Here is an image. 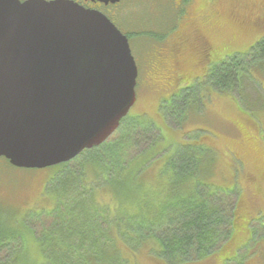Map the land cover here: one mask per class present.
<instances>
[{"label": "rangeland", "instance_id": "rangeland-1", "mask_svg": "<svg viewBox=\"0 0 264 264\" xmlns=\"http://www.w3.org/2000/svg\"><path fill=\"white\" fill-rule=\"evenodd\" d=\"M198 7L199 11L203 9L201 5ZM138 13L139 15L143 13L141 19L148 18L143 9ZM172 13L171 16L168 15V20H174L175 13ZM215 13L214 18L207 22L209 26L217 24L218 35L211 36L213 42L221 44L230 36H236L234 34L236 32H241L245 36L244 46L239 48L231 59L222 57L218 64L211 65L212 70L208 74L201 69L184 74L182 79H187L184 86L171 91L163 90L167 75L162 73L147 75L140 71L139 79L142 84L138 87L139 98L127 117L147 121L153 126L154 132L146 133L149 136H146L144 141L137 133H133V139H130V155L120 156L126 162L132 158L128 166L133 164L135 167L140 162L141 177L138 183L149 188V191H146L148 195L141 194L144 199L140 205L119 209L110 193L109 185L101 176L97 177L96 181L89 182L92 176L89 167L87 168L88 164L86 170L83 168V157L73 160L70 163L73 168L68 172L75 171L74 174L78 175V178L80 176L87 178L88 184L78 183L80 195L76 197L68 190L66 193L68 204L57 201L62 186L59 181L62 173L58 167L42 170L20 169L0 158V217L5 220L12 232L21 227L20 224L28 214L24 221L26 227L21 228L24 242L22 237H18L11 244H5L0 250V264H44L45 257L37 241L40 239L53 244L47 250L50 249V253L53 252L55 257L56 255L59 257L60 264H65L66 260L61 255L73 250L79 239L75 237L71 242H67L72 244V249L69 245L64 246L56 241L60 230L57 227L63 224L67 227L70 222L76 224L81 222L82 230L87 232L85 239L97 242L100 246L113 247L102 235L106 233L110 235L113 231L111 222L116 219L119 225L128 230H132V225L144 224L146 231H152L147 225L156 220L162 211L158 213L153 206L150 205L149 208L144 206L162 203L164 207L167 204H171L172 207V204H175L178 193L186 189L183 184L189 186V181L185 180L182 183V179H178L181 173L188 171L184 167L181 155L187 151L194 157L198 149L205 150L202 152L205 158L211 157L209 163L211 172L206 173L207 178H203L207 184L203 186L206 188L205 191L211 192V189H214L221 195L225 192L231 194L236 204L235 221L232 236L220 252L208 259L186 264H264V56H256V52L260 51L262 46L261 49L258 46L259 50L254 48L250 54L244 55L245 51L250 50L246 49L248 45H255L264 36V0H220ZM200 16L196 22L198 25L202 23ZM191 33L189 29L187 33L189 46L195 42ZM135 45L138 51L137 44ZM135 53L134 57L139 62L140 58ZM138 55L140 57L139 52ZM226 63L229 65L225 71L232 72L233 76L236 73L239 82L234 80L231 88L220 89L214 84V72H220L219 68ZM184 67L187 68L185 65ZM223 79L227 78L221 80ZM207 81L208 83H205ZM189 87L193 89L190 91H195L191 101V96H188L190 91L186 90ZM182 98L184 105L181 103L180 107L174 104L175 100ZM119 130L120 128L107 141L113 139L114 135L117 137ZM151 145L154 149L146 160L152 149L149 148ZM127 149L124 148L125 153ZM201 164L200 168H204L205 162ZM203 170L206 171V168ZM197 175L198 171H195L191 177L196 178ZM203 179L201 183H204ZM192 186L195 184L192 183ZM118 188L117 191L121 189ZM200 188L198 186V190ZM199 195L202 196L201 192ZM70 197H73V200H70ZM147 199V204L143 203ZM78 200L86 203L88 215L83 218L77 210ZM172 210L174 209L167 208L169 212ZM113 213H116L117 217L111 219ZM48 214H51L50 217ZM249 223L252 230L248 228ZM116 236L119 237L117 234ZM127 243L131 246L129 242ZM85 245L88 246L89 242ZM132 245L134 247L131 246V250L136 255V259L131 260L132 264H166L156 257L155 250H160L156 242L150 247L145 244L140 247L138 243ZM77 252L81 255L87 254L82 247H78ZM73 257L74 260L78 259L76 256L70 258Z\"/></svg>", "mask_w": 264, "mask_h": 264}, {"label": "water", "instance_id": "water-1", "mask_svg": "<svg viewBox=\"0 0 264 264\" xmlns=\"http://www.w3.org/2000/svg\"><path fill=\"white\" fill-rule=\"evenodd\" d=\"M128 40L71 0H0V157L20 169L102 145L136 103Z\"/></svg>", "mask_w": 264, "mask_h": 264}, {"label": "trees", "instance_id": "trees-1", "mask_svg": "<svg viewBox=\"0 0 264 264\" xmlns=\"http://www.w3.org/2000/svg\"><path fill=\"white\" fill-rule=\"evenodd\" d=\"M225 43L226 42H222L221 44L225 45ZM258 46L260 49L262 46V49L256 52V56L258 55L259 57H263L264 36L263 40L257 44L256 48H258ZM226 47H228V49L224 51V55L220 56L221 58L229 56L230 53H233L232 50L235 48L231 45L229 46V44ZM259 48L257 50H259ZM246 49H250V45H248ZM228 65L229 64L226 63L223 65V67L219 68L221 70L220 72H214V84L220 89L231 88L234 84V80L235 82H239V77L236 73L233 76L232 72L225 71ZM225 77L227 79L221 80ZM207 78H209V75ZM186 81L187 79L183 81V83L181 81V84H185ZM228 82H230V84H228ZM205 83H208V81ZM178 89H180V87H178ZM187 90L190 91V89ZM188 94V96H191V101L192 95L195 94V91H190ZM188 96L185 97V100H187ZM181 103L184 105V98H182V100H175L174 102V104L180 107ZM178 110L182 112L181 109ZM153 129V126L149 125L147 121L142 122L137 118L127 117L121 122L117 137L114 135L113 139L107 141L100 147L87 150L77 157V159H81L82 157L84 158L83 165L85 167L83 166V168L85 170L86 164H88L87 168L89 167V172H91L90 175L93 177L90 178L89 182H92L93 180L96 181V178L101 176L103 180L109 185L111 191L110 193L112 194L113 199L116 200L119 209H126L132 205H140V202H142L144 199V196H141V194L143 193V195H148L146 191H149V188L142 186L141 183H138L141 177L139 175L141 172V170H139L140 162L139 165L135 167L133 164L128 166L132 158L126 162L122 159V157L130 155V139H133V133H137L138 136L142 137V140L144 141L145 137L149 136L146 135V133L152 134L154 132ZM124 148H128L126 153L124 152ZM149 148L152 149L146 156V160H148L149 154L153 152L154 149L152 145ZM203 151L205 152V150ZM203 151L198 149L196 153L194 152V157L190 156V153L187 151L181 155L184 167L188 171L186 173H181L178 179L181 178L182 183H184L185 180L189 181V186H187L185 183L183 184L184 188L186 189L182 193H178V196L175 198V204H172V207L171 204H167L165 207L162 203H160V205L147 204L148 199L146 201L144 200L143 203L147 204L145 206L143 204L145 208H149L151 205L154 209H156V211H158V213L162 211L158 214L159 217H157L156 220L151 221L150 224L147 225L148 228H152V231H146L144 229V224L132 225V230H128L121 226V224L119 225L118 222H116V219L115 221L111 222L113 225V231L110 232V235H106L107 233L102 235L105 236L107 243H112L113 247H110L108 245L100 246L97 244V242L87 241L85 239L87 238V232L82 230L83 224L81 222L77 224L70 222L67 227L65 224H63V226L57 227L60 228L58 231L60 237L58 236L56 241H59V243H62L64 246L68 247L69 245L70 249H72V244L67 242H71L75 237L79 239L78 245L73 249L75 251L74 253L72 252L73 250H70L69 252L66 251L64 255H61V257L66 260L64 263L132 264L131 260L136 259V255L131 250L134 247L132 244L137 243L140 247L144 244L145 246L148 247L149 245L150 247L151 244L153 245V243L156 242V244H158L160 247V250H155L156 257L162 259L166 264H186L190 262L201 261L208 259L220 252L224 245L229 242L232 236L236 204L233 200V197L228 192H225V194L221 195L218 194V191H214V189L211 188V192L205 191L206 188L203 186H207V184L203 178H207V175L211 172L209 164L211 162V157L208 159L207 157L205 158L202 153ZM175 159L176 157H174V160ZM174 160H172V162H174ZM203 161L205 162V167L200 168L202 165L201 162ZM71 162L57 166L60 170V173H62V178L60 177L61 179H59L62 184V186H60V194L58 195L56 193L59 199L57 200L58 203L60 202L68 204V198L66 196L67 191H72L76 197L77 195H80L77 189L78 183H81L82 185L88 184L87 178H83L81 176L78 178V175L74 174L75 171H72L71 173L68 172V170L73 168L71 167L72 165H70ZM119 168L123 169L119 171ZM205 168L206 171L203 170ZM195 171H198L200 178L198 175L196 178H194V176L191 177ZM202 179L204 183H201ZM192 183H194L195 186H192ZM198 186L201 187L199 190ZM118 187H121L119 191H117V189H119ZM199 192H201L202 196L199 195ZM91 198L93 199V196H91ZM69 199L73 200V197H70ZM85 205L86 203L84 201H77V210L79 211V215L82 218L85 217V215H88ZM94 205L95 208H97V203ZM59 206L61 205L59 204ZM144 207L142 209H144ZM168 207L174 210L169 212L167 211ZM122 213L125 212L122 211ZM27 215L24 217L23 223L20 224L21 227L12 230V232L9 230L5 220L0 217V250L4 248L5 244L9 245L18 237H22L21 228L26 227L24 221H26ZM50 215L51 214H48L49 217ZM116 217V213H113L112 218H110L114 219ZM88 219H86V222ZM250 225L251 223L248 224V228L249 230H252ZM7 231L11 233H7ZM144 231H146V234ZM116 234L119 236L118 238H116ZM22 239L24 242L23 237ZM120 240L125 241L122 243L119 242ZM37 241L40 244L45 257L44 264H60L59 257H57V255L55 257L53 252L50 253V249L47 250V248L53 246V244L43 242V239ZM86 242H89L88 246L85 245ZM127 242L131 244L132 248ZM78 247H82L87 252V254L81 255V253L77 252ZM109 249L112 250V252ZM71 256H76L78 259L74 260L75 257L70 258Z\"/></svg>", "mask_w": 264, "mask_h": 264}, {"label": "flooded vegetation", "instance_id": "flooded-vegetation-1", "mask_svg": "<svg viewBox=\"0 0 264 264\" xmlns=\"http://www.w3.org/2000/svg\"><path fill=\"white\" fill-rule=\"evenodd\" d=\"M19 1L23 3L26 0ZM71 1L85 10L100 13L111 21L127 37L132 52L135 51L140 58L139 75L140 71L147 75L157 73L167 75L166 82L163 83V90L167 91L181 87V81L182 83L185 81V78L182 79L184 74H191L197 69L208 74L212 70L211 65L218 64L220 56L228 49L226 47L228 44L235 48L232 50L233 53L223 59L235 55L246 42L241 32L234 33L236 36H230L224 41L225 45L216 44L211 40V36L218 35L217 24L209 26L207 22L214 18L220 0ZM199 5L203 7L200 11ZM141 9L146 11L148 18H140L143 13L139 15L138 11ZM172 12L175 13V18L168 20V15L171 16ZM198 16L202 19L199 25L196 23ZM189 29L195 40L191 46L187 42ZM177 38L181 40L175 41ZM261 38L258 41L263 40V36ZM246 54H250V50L245 51L244 55ZM141 84L142 82L138 80V86ZM143 84L146 88L145 83Z\"/></svg>", "mask_w": 264, "mask_h": 264}]
</instances>
